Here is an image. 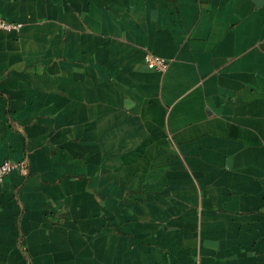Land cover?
I'll return each mask as SVG.
<instances>
[{"label":"crops","instance_id":"1","mask_svg":"<svg viewBox=\"0 0 264 264\" xmlns=\"http://www.w3.org/2000/svg\"><path fill=\"white\" fill-rule=\"evenodd\" d=\"M0 17V264H264V0Z\"/></svg>","mask_w":264,"mask_h":264},{"label":"built area","instance_id":"2","mask_svg":"<svg viewBox=\"0 0 264 264\" xmlns=\"http://www.w3.org/2000/svg\"><path fill=\"white\" fill-rule=\"evenodd\" d=\"M22 24L16 21L6 20L0 17V31L3 32H12L18 31L21 28ZM145 64L149 69H156V70H165L168 61L159 56L147 54L145 57ZM16 170L20 174L26 173V164L23 162L17 163L11 160H4L0 162V181L11 171Z\"/></svg>","mask_w":264,"mask_h":264}]
</instances>
